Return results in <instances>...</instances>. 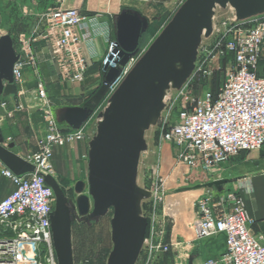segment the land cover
Wrapping results in <instances>:
<instances>
[{
    "label": "built area",
    "instance_id": "obj_1",
    "mask_svg": "<svg viewBox=\"0 0 264 264\" xmlns=\"http://www.w3.org/2000/svg\"><path fill=\"white\" fill-rule=\"evenodd\" d=\"M64 3L55 0L42 15L41 35L37 37L34 28L18 37L20 59L14 67L15 84L24 86L26 71L32 70L37 85L32 90L33 100L44 112L46 124L44 133L37 139L36 150L24 158L34 166L33 173L18 176L0 161L1 175L15 185V190L0 202V264H58L51 221L56 196L46 177L55 178L56 150L82 141L85 133L82 129L63 131L57 123L34 44L45 41L63 82L81 84L86 80L90 68L86 47L92 42L89 17L79 8L66 7ZM232 21L217 44L218 57L233 58L223 87L217 94L207 91L194 100L182 91L178 112L162 133V140L177 149L178 162L188 169L200 168L211 176L221 175L224 165L233 158L264 147V77L258 74L264 45V17L242 23L236 18ZM115 46L114 41H108L103 65ZM137 60L138 57L133 58L125 67L114 89ZM27 92L22 87L19 94ZM18 109L25 108L20 105ZM196 210L198 239L219 235L226 238L225 253L204 264H264V237L251 233L252 221L236 192L203 195L196 201ZM154 213L151 235L158 241L150 242L149 251L167 253L170 246L164 245L162 236H158L163 235V228L155 233L157 214Z\"/></svg>",
    "mask_w": 264,
    "mask_h": 264
},
{
    "label": "water",
    "instance_id": "obj_2",
    "mask_svg": "<svg viewBox=\"0 0 264 264\" xmlns=\"http://www.w3.org/2000/svg\"><path fill=\"white\" fill-rule=\"evenodd\" d=\"M230 5L238 20L264 14V0H187L174 18L137 60L128 75L111 95L99 122L97 136L90 143L89 177L93 217L113 209V250L107 264H136L144 246L149 221L141 203L151 192L138 186L140 155L148 148L141 134L149 127L157 106L164 100L171 82H185L195 69L202 35L213 31L214 10ZM149 21L139 12L124 9L117 18L115 49L103 65L104 85H115L129 62L137 56ZM1 29V16H0ZM20 56L9 34L0 35V97L17 95L14 67ZM92 112L87 108L67 109L60 121L77 130ZM0 161L14 174L33 173V165L5 148L0 142ZM56 196L51 218L58 264H74L72 243L73 211L59 190L56 180L46 177ZM223 183L216 181L214 184ZM208 184V187H212ZM84 182L76 184L81 193ZM80 215L91 211L90 199H78Z\"/></svg>",
    "mask_w": 264,
    "mask_h": 264
},
{
    "label": "rangeland",
    "instance_id": "obj_3",
    "mask_svg": "<svg viewBox=\"0 0 264 264\" xmlns=\"http://www.w3.org/2000/svg\"><path fill=\"white\" fill-rule=\"evenodd\" d=\"M186 1L144 0L134 6L125 8L132 13L139 12L147 15L152 21V29L147 41L140 48L136 58L138 57L139 59L147 51ZM10 2V0H0V35L9 34L14 41L15 50L19 54L20 44L18 37L21 34H29L34 28H36V36L41 35V17L52 7V1L13 0V3ZM133 3V1L129 2V4ZM8 14L13 15L12 20L14 21L11 26L9 25L11 21ZM261 17H264V14L246 20H238L235 10L230 5L226 8L218 7L215 11L211 35L208 37L204 34L202 35L195 69L190 77L185 82H171L169 84V87L165 90L162 104L156 107L152 115L149 127L141 130L148 148L140 155L139 184L154 195L152 200H147L143 203V211L145 216L151 221L155 215L154 211L156 212L157 221L153 222L155 233L160 232L159 230L162 229L159 219L160 215H163L164 204L170 194L176 190L182 192L197 191L199 188L203 189V186H206L209 184L208 182L215 179V176L207 175L199 170V168L188 169L185 165L178 162V152L175 146L162 140L164 129L172 122L178 112V106L182 101L180 93L184 91L190 100H194L201 97L207 91L218 92L223 87L233 64L231 56H217L218 42L223 39L227 28L234 18L242 23ZM38 43H45V41L35 43V51L37 50L36 46ZM43 67L46 73L44 88L51 103L52 114L57 123L63 131H78L82 129L85 133V138L82 141L58 148L53 159L54 179L58 184L59 190L67 199L68 205L74 208L72 214L74 264H107L113 250L111 237L114 211L111 209L107 215L102 217L92 216L94 203L90 195L88 177L90 143L97 136L99 122L103 120L104 111L109 102L108 90L112 91L114 85L109 88L105 86L103 76L101 75V78L93 88L81 95H70L67 89L72 84L68 83V85L59 79L55 68L51 65L45 64ZM26 72L29 73L30 79L27 80L24 86L16 84L19 91L22 87L27 91L34 90L37 86L32 70L28 69ZM118 87L119 85L114 90ZM79 108H87L92 112L80 129L75 130L60 121V118H64L67 109ZM37 109L38 124H44L45 129V114L39 108ZM260 150L245 153L244 155H252ZM244 155L242 154V156ZM79 181L85 184L84 190L81 193L76 191V184ZM210 193L212 191L206 189L204 194H202L207 195ZM81 195L87 196L90 199L91 211L86 215H80L79 213L78 199ZM54 206L56 207V197ZM163 255L158 253L157 258L163 261ZM153 257L155 256L150 254L148 248L144 256L142 253L140 263L137 264H151Z\"/></svg>",
    "mask_w": 264,
    "mask_h": 264
},
{
    "label": "crops",
    "instance_id": "obj_4",
    "mask_svg": "<svg viewBox=\"0 0 264 264\" xmlns=\"http://www.w3.org/2000/svg\"><path fill=\"white\" fill-rule=\"evenodd\" d=\"M10 1V3H13V0ZM51 1L53 5L55 0ZM63 1L66 7L79 8L84 15L89 17L88 25L92 33V42L87 44L86 52L90 60V68L83 83L72 84L67 89L70 95H81L93 88L101 78V75L103 76L102 62L107 55L108 41L116 39L118 16L126 7L134 6L144 0H133V4H129L132 1L124 0ZM142 15L149 21V28L143 36L140 48L144 46L152 29V21L147 15ZM8 16L11 21L8 24L11 26L14 21L12 20L13 15L8 14ZM36 47L39 68L43 79L46 80L43 65L49 64L55 68L51 61V52L46 43H38ZM258 73L264 77V47ZM57 76L59 78L58 72ZM25 78L26 82L30 79L28 72H26ZM27 91L26 95H20L18 90L17 95L12 94L0 97V142L5 148H8L23 159L36 150L37 139L44 133V124H38V109L33 100L32 90ZM113 93L111 90H108L107 95L109 99ZM4 103L6 106L2 107ZM20 105H23L25 109L19 110L18 107ZM199 170L201 169L199 168ZM139 178L140 167L138 169L137 183L140 188L145 189L140 186ZM216 181L223 183L214 184ZM225 182L227 183L225 184ZM208 183H213L212 187H208L207 184L203 186V189L199 188L197 191L182 192L176 190L167 197L163 215H160L159 219L164 232L163 235H157L162 236L163 244L170 246V251L161 253L164 254L163 261L157 258L158 252L154 253L155 257H153L154 259L152 258L151 264H204L208 260L217 259L225 253L226 238L224 235L209 239H198L197 237L196 228L199 218L196 210V201L199 197L203 196L206 189L211 190L215 196H221L228 192H236L242 198L248 216L252 221L250 225L251 233L264 237V147L255 154L240 155L233 158L224 165L221 175L215 176V179ZM14 190L15 185L0 173V202ZM151 194L149 199H145L141 203L144 217L146 216L143 211V203L153 199L154 195L152 192ZM148 221L149 226L146 240L138 258L139 262L137 261V263H140V257H142V253L144 256L150 242L152 240L154 242L158 241L157 237H152V221L150 219Z\"/></svg>",
    "mask_w": 264,
    "mask_h": 264
},
{
    "label": "trees",
    "instance_id": "obj_5",
    "mask_svg": "<svg viewBox=\"0 0 264 264\" xmlns=\"http://www.w3.org/2000/svg\"><path fill=\"white\" fill-rule=\"evenodd\" d=\"M262 58V57H261ZM261 60V59H260ZM102 69H103V64H102ZM259 74V73H258ZM215 94H217L218 92H214Z\"/></svg>",
    "mask_w": 264,
    "mask_h": 264
}]
</instances>
